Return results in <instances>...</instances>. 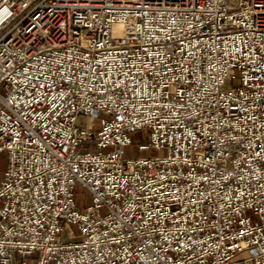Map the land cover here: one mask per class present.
Returning a JSON list of instances; mask_svg holds the SVG:
<instances>
[{
    "label": "built area",
    "instance_id": "built-area-1",
    "mask_svg": "<svg viewBox=\"0 0 264 264\" xmlns=\"http://www.w3.org/2000/svg\"><path fill=\"white\" fill-rule=\"evenodd\" d=\"M3 151L0 264H264V0H0Z\"/></svg>",
    "mask_w": 264,
    "mask_h": 264
},
{
    "label": "rangeland",
    "instance_id": "rangeland-1",
    "mask_svg": "<svg viewBox=\"0 0 264 264\" xmlns=\"http://www.w3.org/2000/svg\"><path fill=\"white\" fill-rule=\"evenodd\" d=\"M146 131L141 130L131 135L132 146L126 148L124 150L126 157H143L147 155H161L162 152L150 151L147 153L146 151L138 150V146L141 144H146ZM7 168V152H0V181L3 178V174ZM73 200L77 209L81 210L84 206H88L90 204V197L86 190L82 187L76 186L74 189ZM248 256L247 252L239 254L235 257V259H242Z\"/></svg>",
    "mask_w": 264,
    "mask_h": 264
}]
</instances>
